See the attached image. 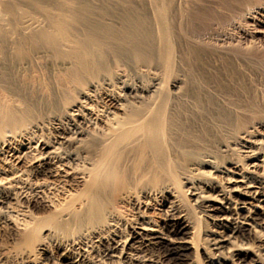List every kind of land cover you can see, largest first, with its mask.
Returning <instances> with one entry per match:
<instances>
[{
    "label": "bare ground",
    "instance_id": "bare-ground-1",
    "mask_svg": "<svg viewBox=\"0 0 264 264\" xmlns=\"http://www.w3.org/2000/svg\"><path fill=\"white\" fill-rule=\"evenodd\" d=\"M0 223L52 264H264V0H0Z\"/></svg>",
    "mask_w": 264,
    "mask_h": 264
},
{
    "label": "rangeland",
    "instance_id": "rangeland-1",
    "mask_svg": "<svg viewBox=\"0 0 264 264\" xmlns=\"http://www.w3.org/2000/svg\"><path fill=\"white\" fill-rule=\"evenodd\" d=\"M34 214H40V211H34ZM202 218L200 217V219L198 218V221L201 220ZM200 228H198V232H197V238L198 239H202L204 238V234L206 232H208L211 227L209 224L204 225V224H200L199 226ZM16 241L14 239V236L11 232V230L5 226L4 224L0 223V264H52L53 262L51 260H43V256L41 255H35L34 258L33 257H27L26 256H19V254L17 255V248L15 246ZM48 253H50V251L52 252L53 249L51 247L48 248ZM138 255L140 257H145L148 258L151 264H163V257L160 254V252L158 250H156L155 248L148 247V248H140L138 251ZM194 256V252H192V257ZM205 259L204 254H203V250L201 249L198 253L197 259H199L198 261L202 264V259ZM98 259V258H96ZM93 261V260H92ZM102 261V264H123L120 260H114V262L112 263L111 261ZM118 261V262H116ZM121 263H120V262ZM97 264H101V263H97Z\"/></svg>",
    "mask_w": 264,
    "mask_h": 264
}]
</instances>
